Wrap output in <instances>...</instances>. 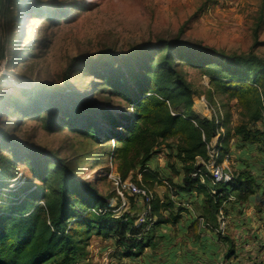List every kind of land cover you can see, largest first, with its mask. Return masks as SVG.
<instances>
[{"label": "trees", "instance_id": "trees-1", "mask_svg": "<svg viewBox=\"0 0 264 264\" xmlns=\"http://www.w3.org/2000/svg\"><path fill=\"white\" fill-rule=\"evenodd\" d=\"M5 1L13 4L17 0H1V8ZM65 8L47 10V19L57 22L64 16ZM8 14L19 18L10 11ZM258 27L259 23L253 31L255 44ZM185 67L207 76L212 93L235 98L241 108L240 124L224 132L221 154L227 152L232 136L258 150L264 160V60L253 53L228 55L209 49L185 41L180 29L169 38L155 44L144 43L119 57L109 50L97 58L82 56L69 67L66 79L72 80L76 71L91 77L87 98L79 95L75 102L70 85L66 89H48V84H44L33 92L31 88H21L27 102L20 103L8 96L0 99V149L8 150L5 159L10 166L23 163L29 177L35 180L32 189L24 187L19 198L0 205V264H82L92 237L111 239L116 259L137 258L147 250L148 258L153 260L142 259V264H173V256H179L182 250L184 255L189 252L184 242L164 241V235H159L162 226L176 222L178 213L185 210L180 206L174 209L171 196H177V201L192 192L201 196L193 223L199 226L198 218H202L217 228L219 211L224 219L228 216L226 205L237 208L258 193L259 179L249 169L239 167L230 181L213 184L209 172L199 164V160L209 159L207 143L217 127L192 109L194 98L199 96L187 79ZM115 97L120 98V105H115ZM106 100L107 108L103 107ZM113 107H125L130 113L122 109L112 113ZM8 108L21 119L37 116L48 132L62 128L91 144L104 143L112 131V139L119 141L110 151L116 172L122 179H131L138 170L140 178L132 181L147 190L153 183L163 184L164 175L153 170L149 162L160 152L158 147L164 145L168 155L179 162L181 184L173 182L172 176L178 170L170 164L166 168L170 176L164 177L168 194L162 200L153 194L151 214L156 223L144 231L134 225V217L115 218L107 206V197L98 193L94 181L78 178L81 159L91 153L79 155L74 151L64 156L21 142L13 135L15 126L1 118ZM171 110H181V114L172 115ZM258 121L263 122L262 129L249 128ZM97 157L100 159L101 154ZM196 172L203 175V183L193 176ZM15 177V173L7 174V179ZM201 234L199 230L198 235ZM213 234L220 240L224 238L228 249L222 256L229 261L234 253L232 239ZM198 235L193 236L195 242L201 248L208 246L209 240ZM157 245H163L159 254L158 250L152 252ZM180 258L183 259L182 254Z\"/></svg>", "mask_w": 264, "mask_h": 264}, {"label": "rangeland", "instance_id": "rangeland-1", "mask_svg": "<svg viewBox=\"0 0 264 264\" xmlns=\"http://www.w3.org/2000/svg\"><path fill=\"white\" fill-rule=\"evenodd\" d=\"M63 7L66 10L62 12L65 14L60 20L55 22L47 19V10ZM9 11L19 18H12ZM257 23L258 42L255 44L253 31ZM180 29L185 41L228 55L253 53L264 60V0H17L13 4L5 1L3 8L0 0V99L8 96L20 103L27 102L22 87L31 88L33 92L48 84V89H66L70 85L77 102L79 95L82 98L89 96L88 84L92 79L82 76L78 71L73 74L72 80L66 79L69 67L78 62L80 57L97 58L108 50L119 57L144 43L155 44L159 39L169 38ZM184 71L198 96L202 97L194 98V102L199 100L202 104L203 101L207 107L215 105L216 113L224 125V132L226 128L233 129L240 124L241 108L235 98L212 93L209 78L195 69L185 67ZM120 101L119 97L114 98L115 105H120ZM201 104L194 103L192 109L203 117L207 115V109ZM103 107H108L107 100L103 102ZM118 109L110 108L112 113ZM121 109L126 114L130 113L125 107ZM1 118L8 119L9 126H15L13 135L21 142L26 141L64 156L74 151L79 155L91 153L89 157L81 159L78 178L82 181H94L98 193L107 197V200L114 194L110 174L116 172V165L114 160L111 162L110 151L119 145V141L112 139V131H109L104 143L91 144L62 128L48 132L43 129L37 116L29 115L21 119L10 108L7 109L6 116ZM249 128L262 129L263 122L251 124ZM103 129L108 130V126L103 125ZM122 133L126 132L122 130ZM158 149L160 152L154 155L155 159L150 164L153 170L159 172L169 168L170 164L175 169L180 167L179 162L168 155L164 145ZM7 151L0 149V205L19 198L24 187L32 189L35 185V180L29 177L23 163L9 165L5 159ZM97 154H101L100 159ZM225 155L229 157L224 163L217 162L220 167L231 173L238 167L249 169L258 177L260 188L251 197L249 207L252 215L260 219V224L256 226V222L248 218L240 220L246 224L243 227L247 233L244 237L257 235L259 241L254 245L261 256L254 254L250 257L240 252L232 253L229 260L233 264H264V160L258 150L232 136L227 144V152L221 154V158ZM12 173L16 177L7 179V174ZM134 173L131 180L139 179L138 170ZM150 191L156 194L152 188ZM225 210L228 216L224 220L223 236L232 239L230 231L234 233V223L238 221L241 211L238 213L239 209L232 204L226 205ZM202 226L199 225L198 231L202 230L207 234L216 232ZM189 232L196 233L197 236L195 228L189 229ZM221 240L224 243V238ZM112 243L111 239L92 237L87 247L88 255L82 264H122V259L114 257L117 252ZM162 246H153L152 252L158 250L157 253H161ZM227 249L228 246L223 244L220 252L225 254ZM181 254L183 257V250L179 256L172 257L173 264L181 263ZM197 259L195 264H200L202 260L197 262ZM221 259L224 260L223 256Z\"/></svg>", "mask_w": 264, "mask_h": 264}, {"label": "crops", "instance_id": "crops-1", "mask_svg": "<svg viewBox=\"0 0 264 264\" xmlns=\"http://www.w3.org/2000/svg\"><path fill=\"white\" fill-rule=\"evenodd\" d=\"M161 155V154H160ZM154 156L150 159L149 164L154 160ZM239 168V167H238ZM178 170V174L172 176V180L175 184H181L182 181V173L180 169ZM164 177L170 176V172H168L165 168L160 171ZM163 177V184L158 185L156 183H153L151 188L155 191V196L159 197L161 200L168 194V187L166 186L164 182ZM177 196H171L170 198L174 202V209H177L179 206L183 207L185 210L180 211L178 213L179 218L174 223H166L164 226H162L161 231L159 232V235H164L163 240L168 242H179L183 241L186 242L187 251L188 254L183 256V259L180 258V262L178 264H195L196 258L201 259L203 261V264H216V260L220 255L222 256L223 253L220 252V247L223 246L220 239H218L213 233L210 232V234H207L205 232H202V234L198 235V225L194 222V219L198 215V208L201 205V196L195 194L194 192L190 194H186L180 197V201H177ZM251 198L246 203L240 204L239 208L241 210L240 217L238 216V221L234 223L235 229L234 233L230 231V235L232 240L234 241V254L236 253H242L246 256L253 257L254 254H256L258 257L261 256V253L258 251V248L254 245L256 244L259 239L257 238V235L252 234V237L249 235L250 238L244 237L247 233L245 232L244 222L241 220L243 218H248V220H253L256 222V226L259 223L258 218H255L254 214L251 213ZM249 208V209H248ZM239 213V211H238ZM168 213L165 212V215ZM241 218V220H240ZM257 219V220H256ZM246 225V224H245ZM192 228L196 230L197 235L201 239H207L209 240L208 246H202V248L195 242L196 233L193 232L190 233L189 229L192 230ZM243 228V230H242ZM208 235V236H206ZM194 236V237H193ZM202 236V237H201ZM179 240V241H178ZM235 256V255H234ZM166 257V256H164ZM146 262L147 260L152 261V258H148L147 250L145 252L137 257V258H123L122 264H126L125 262H128V264H142V261ZM167 261L166 258L163 259L165 262ZM168 262V261H167ZM153 263V262H151Z\"/></svg>", "mask_w": 264, "mask_h": 264}, {"label": "built area", "instance_id": "built-area-1", "mask_svg": "<svg viewBox=\"0 0 264 264\" xmlns=\"http://www.w3.org/2000/svg\"><path fill=\"white\" fill-rule=\"evenodd\" d=\"M194 103L195 105L197 103L201 104L199 100H196ZM201 105H205L203 104V101ZM205 107L207 109V115L203 117L209 121H213L214 125L217 127V132L207 143L209 159L206 162H203L202 160H199L198 162L199 164L204 166L207 172H209L213 184L218 182H227L232 179V173L230 172V170L226 171V168L220 167L219 163H217L219 159L222 163H224L225 160L229 157L225 155L221 158L220 151L224 138L222 121L219 119L220 116L218 115V113H216L217 109H215V105L210 104L209 107H207L206 105ZM171 114L180 115L181 110H171ZM193 176L198 177L199 180L203 183V175L196 172L193 174ZM110 177L112 179L114 194L107 200V206L113 213V216L115 218L125 216L124 219H126L127 215H129L130 217H134V225L137 227H142L144 231H148L156 223V218L151 214V201L153 198V194L151 193V191L147 190L143 186L137 185L129 177L122 179L117 172L110 174ZM130 198H132L133 203H131ZM216 218L219 228L218 225L217 228H212L209 223L203 221L202 218H198L199 225L202 226L204 224L202 228L205 227L209 230L213 229L214 231H216L215 233H218L221 237H223V224L225 219L223 218L221 211H219ZM217 264L233 263H231L230 260L224 261L220 258Z\"/></svg>", "mask_w": 264, "mask_h": 264}]
</instances>
